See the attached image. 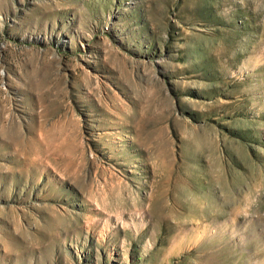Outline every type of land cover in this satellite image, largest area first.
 Listing matches in <instances>:
<instances>
[{
	"label": "rangeland",
	"instance_id": "obj_1",
	"mask_svg": "<svg viewBox=\"0 0 264 264\" xmlns=\"http://www.w3.org/2000/svg\"><path fill=\"white\" fill-rule=\"evenodd\" d=\"M0 264H264V0H0Z\"/></svg>",
	"mask_w": 264,
	"mask_h": 264
}]
</instances>
